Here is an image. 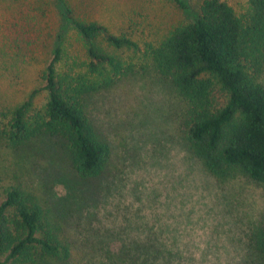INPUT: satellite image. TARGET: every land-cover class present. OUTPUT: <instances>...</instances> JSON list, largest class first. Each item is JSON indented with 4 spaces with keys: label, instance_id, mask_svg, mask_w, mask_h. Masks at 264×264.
<instances>
[{
    "label": "rangeland",
    "instance_id": "rangeland-1",
    "mask_svg": "<svg viewBox=\"0 0 264 264\" xmlns=\"http://www.w3.org/2000/svg\"><path fill=\"white\" fill-rule=\"evenodd\" d=\"M65 1L74 17L143 50L194 21L204 0H180L183 8L173 0ZM224 1L238 16L247 11V0ZM61 12L53 0H0V118L35 90V105L45 104L43 75L56 46L68 60H87ZM96 43L123 60L140 58L108 47L103 35ZM85 99L111 150L101 177L78 180L56 138L16 151L0 144V204L14 177L40 188L72 237L71 264L126 252L149 264H264L250 240L264 222V186L242 177L218 183L204 171L183 142V101L169 82L148 69Z\"/></svg>",
    "mask_w": 264,
    "mask_h": 264
},
{
    "label": "trees",
    "instance_id": "trees-1",
    "mask_svg": "<svg viewBox=\"0 0 264 264\" xmlns=\"http://www.w3.org/2000/svg\"><path fill=\"white\" fill-rule=\"evenodd\" d=\"M173 1L184 7L180 0ZM53 3L85 42L87 60H68L67 49L56 46L43 75L45 104L35 105V90L3 114L1 145L16 151L42 138H56L78 180L100 178L111 150L85 98L149 69L182 99L179 131L204 171L218 183L242 177L264 186V0H247L241 16L224 0H204L194 21L143 50L96 21L74 17L65 0ZM100 35L108 47L133 49L140 58L108 54L96 43ZM2 194L0 264H71L74 242L43 191L14 177ZM250 240L264 259V222L254 228ZM129 253L109 254L106 262L95 264H149Z\"/></svg>",
    "mask_w": 264,
    "mask_h": 264
}]
</instances>
